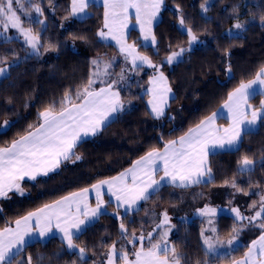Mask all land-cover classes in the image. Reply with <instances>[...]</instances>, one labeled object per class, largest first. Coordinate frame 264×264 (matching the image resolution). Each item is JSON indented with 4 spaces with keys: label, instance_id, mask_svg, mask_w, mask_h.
<instances>
[{
    "label": "trees",
    "instance_id": "1",
    "mask_svg": "<svg viewBox=\"0 0 264 264\" xmlns=\"http://www.w3.org/2000/svg\"><path fill=\"white\" fill-rule=\"evenodd\" d=\"M33 1L41 6L43 14L37 15L35 20L22 14L21 17L25 26L40 37L39 54L28 53L26 46L17 39L0 41V57L6 58L0 67L8 68L6 75L0 77V125L5 120L10 122L0 127V147L36 127L42 121L39 113L45 109L60 111L66 92L73 97L71 102L78 100L75 97L77 89L82 90L91 76V56L104 55L113 49L111 43L98 38L102 5L91 3L90 7L98 11L83 19H74L69 17L71 0ZM167 1L172 6L163 9L153 28L154 45H143L137 30L128 36L137 43L143 55L155 62L189 45V37L179 23L181 16L197 35L194 46L183 52L180 60L161 66L174 94L167 113L161 117L150 113L146 105L148 92L144 90L148 78L155 72L143 71L140 69L143 66L135 68L136 77L122 82L114 81V73L104 82H95L90 89L115 84L124 109L96 135L77 144L74 152L81 159L72 156L47 176L23 181L24 195L14 194L0 200V230L67 193L116 174L142 154L175 140L211 114L241 82L253 79L264 66V25L260 19L264 16V0H210L207 13L201 9L204 0ZM234 6L236 12H233ZM40 19L42 24L37 23ZM237 22L246 25L239 35L233 27ZM229 67L231 72L227 71ZM259 99V96L254 98L255 101ZM245 154L258 161L251 173L239 171V160ZM262 154L264 127L245 135L238 150L209 155L213 176L210 183L191 188L165 185L133 212L117 217L102 215L73 238L75 244L85 248L84 257L76 250H68L59 238L52 237L45 242H28L14 264H27L28 255L32 256V264H40L35 260L41 259L43 252L50 256L56 249H60L57 258L44 263L101 264L107 244L123 239L120 224L129 227L136 224L134 231L146 233L153 224L161 222L160 204L166 205L175 217L169 239L177 252L188 257L182 260L183 264H195L197 260L201 264L204 261L229 264L244 254L251 241L261 234V227H253V232L245 231L246 241L236 249L226 254L206 255L201 236L203 221L189 215L194 209L191 205L196 207L203 199L198 196L200 187L222 188L233 183L234 190L248 192L251 198L256 196L261 201L264 196V167L259 163ZM152 204L156 205L152 207ZM163 210L161 208V212ZM217 223L219 229L211 235L227 238L232 233L235 218L222 214ZM131 245L138 248L137 242Z\"/></svg>",
    "mask_w": 264,
    "mask_h": 264
},
{
    "label": "snow or ice",
    "instance_id": "2",
    "mask_svg": "<svg viewBox=\"0 0 264 264\" xmlns=\"http://www.w3.org/2000/svg\"><path fill=\"white\" fill-rule=\"evenodd\" d=\"M164 0H104V27L108 29L106 34L103 30L99 32L101 37L106 35L113 36L121 45V51L128 53L132 57L133 64L137 60L148 63L152 67L151 61L146 56L135 54L134 45L126 43L125 29L128 27L130 10H135V18L140 25L143 39L155 43L156 37L152 34V21L156 18ZM89 0H72L71 13L78 15L88 7ZM16 5V6H14ZM27 5V6H26ZM210 0H204L201 9L204 13L208 12ZM43 14V9L39 4L29 3V0H0V29L6 33L9 28L18 30L24 37L25 42L31 46L33 53L39 54L41 40L38 34H34L31 28L25 29L22 26L21 15L28 17L32 12ZM237 8L233 7V12ZM254 19V18H253ZM261 23L264 25V16H261ZM37 23H43L38 20ZM180 25L189 37V45L198 40L190 27L185 24L181 16ZM236 34L244 30L246 25L237 22L234 24ZM229 31H232L231 29ZM0 33V34H3ZM7 39V37H5ZM190 49L181 48L179 52H172L166 57L169 64L178 60L183 52ZM6 58L0 57V64H4ZM93 65L98 61L93 60ZM106 68L109 65L105 66ZM231 72V68L227 69ZM8 72L7 67H0V76H5ZM98 73H93L97 75ZM94 80L89 79L83 89H77L76 99L82 100L79 104H71L73 97L67 92L61 101L60 111L47 108L39 113L42 123L39 127L13 140L10 146L0 147V197H8V193L15 190L20 195H24L25 190L21 187L20 181L25 177L35 180L37 176H47L60 167L63 161L75 156L76 160L81 156L74 152L77 143L82 136L96 135L105 126L109 118L123 110L124 104L120 100V94L113 91L112 85L100 88L99 91L90 90ZM153 88L152 99L149 101L153 114L157 117L163 115V106L167 104V95L171 89L167 87V78L163 72L152 79ZM259 85V94L264 95V66L257 71L255 78L247 82H241L237 88L228 94V100L224 107L228 109L231 124L228 127L220 128L215 124L217 113L201 121L194 128L179 137L178 140H170L164 145V150L153 149L146 156L137 160L132 168L120 173L119 176L110 180H102L93 185L92 188L97 193V204L95 208H90L87 203L89 189L85 188L80 192L71 193L62 197L52 204H45L42 208L34 212H29L26 216L15 221V228L6 227L0 230V264H14L16 258L21 254L27 245L26 237L32 232H38L39 236L47 237L52 233L53 228L62 233V239L68 249H78L81 257L85 254V248L79 247L74 243L73 237L82 233L83 228L92 220L104 214V202L100 198V191L104 185H108L109 191L116 187V200L119 206H136L139 201H146L151 196L158 194L160 189L166 184L188 188L194 184L210 183L213 179L211 168L208 164V153L214 148L238 150L241 146L243 137L250 133L258 132L259 128L264 127V100L260 102L258 108H253L249 100L255 98ZM70 105V106H67ZM10 122L5 120L0 127L8 126ZM31 127V126H30ZM159 161V163H158ZM258 161L243 155L239 160V171L241 173H251L254 171ZM259 163L264 167V154L261 155ZM157 172L163 175L155 179ZM131 177L132 183L129 185L127 180ZM118 186V187H117ZM232 187H236L235 183ZM75 209V211H73ZM200 215L215 214L216 209L205 207L198 210ZM235 213L238 221L245 217L241 216L238 209H231ZM264 213V196L261 197L260 211L254 217H250L249 222L261 217ZM83 216V218H81ZM35 220L37 228L33 229L31 223ZM169 225L167 212L163 213V220L156 225L161 228ZM172 225L168 230L160 233L157 242H151L145 249L143 242L145 236H136L132 233V240L128 243L140 242V249L133 252L135 259L130 260L126 251L121 250L119 256L124 264H181L182 260L188 257L179 253L174 245H170L167 237ZM264 229V223L260 224ZM121 235L127 239V229L124 224H120ZM233 232L240 229L233 226ZM215 232V229H212ZM203 245L206 248V255L215 254L225 242L217 238L204 235ZM236 237L227 240V245H232ZM257 249L259 255L264 257V234L258 241L252 242V247L245 253L243 260H234L233 264H264V259H257ZM117 248L113 244L108 255V264H115ZM44 257L41 256V261ZM27 264H32V256L28 255ZM23 264V262H20ZM201 264V261H195ZM203 264H207L204 261Z\"/></svg>",
    "mask_w": 264,
    "mask_h": 264
},
{
    "label": "rangeland",
    "instance_id": "3",
    "mask_svg": "<svg viewBox=\"0 0 264 264\" xmlns=\"http://www.w3.org/2000/svg\"><path fill=\"white\" fill-rule=\"evenodd\" d=\"M29 3H36V2L33 1V0H29ZM71 3H72V0H71ZM71 3H70V14H69V17L70 18H74V19H83V18L89 16L90 14L98 11L97 9L90 7L91 6L90 5L91 3H93L94 6L102 5V13H101L102 20H101L100 28H99V31H98V38L100 40L104 41V42L111 43L113 45L112 51H107L106 54H104V55L95 54V55L91 56V76H90L89 79L94 80V83L95 82H98V81L104 82V81L108 80L109 75H112L114 73V74H116L114 81H117V83L118 82H122L123 80L129 79L131 77H136L138 74H136L134 70H136L135 68L138 69V67H140V66H143V68H140L143 71L155 72V73H153V74L150 75V77L148 79V83H147L146 89L144 91H147L148 92V98L146 100V105L149 108L150 113L154 117H157V116H155L153 114V112L151 110V105L149 104V101L152 99V92H151V90L153 88L152 79L154 77L158 76V74L160 72H163V71H161V66H162L163 63H168L167 60H166V57L169 56V55H171L172 53H170L169 55H167L163 59H159L158 61H155V62L152 61V60H150V58L148 57L149 60L151 61V64L152 65H156L157 67H152L148 63H144V62H141L139 60H137L136 63L133 64L132 57L130 55H128V53L121 51V45H120V43H118L117 39H114L113 36H111V35H106L105 37H101L99 35V32L101 30H103L106 34L108 33V29L104 27V13L106 11V9L104 7V0H89L88 7L85 9L84 12L79 13L78 15H73L71 13ZM14 6H16V5H14ZM171 6L172 5L170 3H168L167 0H164L163 4H162V6H161V8L159 10L158 15L152 21V25H151L152 34H153V28H154L155 24L159 21L163 9L165 7H171ZM19 14L20 15L22 14L24 16V14L22 12H20ZM37 15H39V14H37V13H35L33 11L30 16H28V17L24 16V17L35 20V19H37ZM22 19L23 18L21 17V20ZM40 21H41V19H40ZM22 26L25 29H27V27L25 26L23 20H22ZM136 30L138 31L137 34H138V36L140 38V41H141V43L143 45H154L155 44V43L154 44L151 43L150 41H145L143 39V35L144 34L141 32L140 25H139V23L137 22V20L135 18V10L132 9V10H130V18H129L128 27L124 30L125 31V37H126V43L128 45H134L135 54L140 55V56H145V55H143L140 52L137 43H135L133 39H129L128 38V36L130 34H135L134 31H136ZM0 33H3V30L2 29H0ZM5 37H7V39ZM10 39H17V40H19L24 46H26V48L28 50V53H30V54H36V53H33L32 49H31V46L28 45L25 42L23 35L18 30L13 29V28H9L6 33L0 34V41L10 40ZM193 46L194 45L192 43L191 46L188 45L184 49H190ZM179 51L180 50H178L176 52H179ZM181 58H182V55L178 58V60H180ZM93 60L98 61V67H97V65H93V63H92ZM178 60L173 61L171 64L175 63ZM106 65H109V67L106 68L105 67ZM93 73H98V74L97 75H93ZM142 74H144V73H142ZM163 74L167 78V87H169L171 89V87L169 85V81H168V77H167L166 73L163 72ZM0 77H2V76H0ZM173 95L174 94H173V91L171 89V92L168 93V95H167V104L163 106V115H161V116H164L167 113V111L169 109V106H170L169 105L170 99L173 97ZM161 116H159V117H161ZM14 192H16V191L14 190ZM16 194H19V193L16 192ZM0 198H4V197H0ZM214 198H216V200H217V199H219V196H214ZM245 204L246 205L251 204V205H255L256 206V207L252 208L248 212V215H255L256 212L260 211V208H261V201L260 200L259 201L255 200V201L247 202V203L245 202ZM159 210H160V215H162V220H163V213L165 211L167 212V210L164 209L161 212V204L159 206ZM167 214H168V217H169V225H172L175 217H174V215L172 213H168L167 212ZM262 217L264 218V213H262V215H261V221H262ZM209 222L210 221H208V222H205L204 221V224L206 223V225H203V226H206L207 228H209L210 227L209 225H213L212 223H209ZM239 222L240 221H238V223ZM248 222H249V220L247 221V223ZM159 223L153 224V226L151 227V229L149 231H147L146 233H143V234L134 231V227H135L134 225H136V224H134V225L131 224V227H129V225L128 226H125V228L127 229V234H126L127 235V239H125L123 237V239L121 241H119V242H112V241H110L107 244L106 248H105V253L103 255V258L101 259V264H108V255H109V252L111 250V246L113 244L116 245L117 253H118L117 257L115 258V264H124V261L119 256V252L121 250L126 251L128 253L130 260L135 259L134 255H133V252H134V250L135 251H138L140 249V246L141 245H140V242L138 240L136 241L138 248H132L131 243H128V241L132 237V233H135L137 237H139L140 235L145 236V240L143 242V246H144L145 249H147L150 246L149 238H148L149 237V233H151V242L154 243V242L159 241V239H160V233H162L165 230H168L169 225H164L161 228H156V225L159 224ZM236 224H237V221L235 219V225L234 226L236 228L240 229V231L233 232V230H231L232 233L230 234V237L227 238V240H229L233 236H235L236 237L235 241L233 242L232 245H227L226 241H224L225 242L224 246L221 247V248H219V250H218V252L216 254H226L227 252H230L231 250L236 249L238 246L244 244V240L246 239V237H245L246 235H244L245 233L243 231L245 230L244 225L246 224V222L243 221V222H240L239 225L238 224L236 225ZM215 228L219 229V225H218L217 222H216ZM262 231H263V229L261 228V232ZM250 232H253V231H250ZM203 233L205 235V232H203ZM169 234H170V231H169ZM169 234H168L167 240H168L169 244L172 245V243H171V241L169 239ZM248 234L250 235L252 233H248ZM208 236L209 237H212V236H215V235H208ZM238 238H244V239H243L242 242H240L238 244V242H237V239ZM202 239H203V237H202ZM131 240H132V238H131ZM219 240L222 241L224 239L220 238ZM145 244L147 246H145ZM76 250L78 251V249H76ZM225 250H227V251H225ZM257 252L259 253L258 249H257ZM58 253H59V251H54V252L51 253V258H50L51 260L49 261L50 263L57 258ZM78 253H79V251H78ZM84 256H85V254H84ZM38 261H39L40 264L42 263V261H41L40 258L37 259V262ZM43 264H46V263H43ZM93 264H99V262L98 263L95 262ZM181 264H183V263L181 262Z\"/></svg>",
    "mask_w": 264,
    "mask_h": 264
},
{
    "label": "crops",
    "instance_id": "4",
    "mask_svg": "<svg viewBox=\"0 0 264 264\" xmlns=\"http://www.w3.org/2000/svg\"><path fill=\"white\" fill-rule=\"evenodd\" d=\"M5 75H6V74H5ZM2 77H3V76H2ZM254 78H255V77H254ZM254 78H253V79H254ZM251 80H252V79H251ZM246 82H247V81H246ZM108 85H109V84H108ZM108 85L103 84V85L93 86L92 89H90V90L99 91L100 88H106ZM111 85H112V89H113V91H117V92H119V90L117 89V87H116L115 84H112V83H111ZM254 87L257 89V94H256V96H259L260 99H259L258 101H257V100L255 101L254 98H252V99L249 100V103L253 106V108H258V107L260 106V102H261L262 100H264V95H260V94H259V88H260L259 85H255ZM119 94H120V93H119ZM256 96H255V97H256ZM120 100H121V99H120ZM227 100H228V98H227V99H226L221 105H219V106H218V107H217V108H216L211 114H209L207 117H205L203 120H205L206 118L212 116L213 113H217V116H216V119H215V124H216V126H217V127H220V128L228 127V126L231 124L232 121H231V119H230V115H229V111H228V109L224 107V104H225V102H226ZM81 102H82V100L78 99V100H76V101H74V102H71V104H79V103H81ZM121 102H122V101H121ZM67 106H70V105H67ZM123 109H124V108H123ZM57 112H59V111H57ZM120 112H121V111H120ZM120 112H119V113H120ZM119 113H116V114H114L112 117H110V118H109V121L106 122V125H107L109 122H111V121H112V120H113V119H114ZM203 120H201V121H203ZM201 121H200V122H201ZM200 122H199L198 124H200ZM40 123H42V121H41ZM40 123H39V124H40ZM39 124H38L36 127H34L33 129H31L30 131H32V130H34L35 128L39 127ZM198 124H196V125H198ZM196 125H195V126H192L191 128L196 127ZM189 129H190V128H189ZM189 129H188V130H189ZM188 130H187L186 132H184L181 136L185 135V134L188 132ZM26 134H27V133H26ZM26 134H25V135H26ZM92 136H93V135L82 136L81 140H80L77 144H79L80 142H82V141H84V140H86V139H89V138L92 137ZM181 136H179V137H181ZM179 137L176 138L175 140H178ZM19 138H20V137H19ZM19 138H17V139H19ZM15 140H16V139H15ZM10 144H11V143H10ZM10 144L7 145V146H10ZM7 146H3V147H7ZM158 150L163 151V150H164V146H163L162 148L158 149ZM227 150L230 151L229 149H221V148H214V149H212L211 151H209V153H208V157H207L208 164H209V155H210L211 153L219 152V151H227ZM233 150H235V149H233ZM150 151H152V150H150ZM150 151H148V152L142 154L141 156L137 157L136 159H134V160L131 162V164H129L127 167L123 168L121 171L117 172L116 174L111 175V176H108V177L101 178V179L95 181L94 183H92L91 185H89V186H87V187H84V188H81V189H79V190H76V191H73V192L67 193V194H65V195H63V196H61V197H59L58 199H56V200H54V201H51V202H49V203H47V204H52V203H54L55 201L60 200L62 197L68 196V195H70L71 193H77V192H80V191H82L83 189L87 188V189H89V192H88V194H87V203H88V206H89L90 208H95V207H96V204H97V193H96V191L92 188V186L95 185V184H97L98 182H100V181H102V180H110V179H112V178H114V177L119 176L120 173L125 172L126 170L132 168L133 165L135 164V162H136L137 160H140L142 157L146 156ZM158 163H159V161H158ZM56 170H57V169H56ZM56 170H55V171H56ZM50 173H52V172H50ZM161 175H163L162 172H157L156 175H155V179H159ZM42 176H44V175L37 176V178L42 177ZM23 181H33V180L29 179L28 177H25L22 181H20V185H21L22 188H23V185H22V182H23ZM127 183H128L129 185L132 183V181H131V177H130V176H129L128 180H127ZM202 184H204V183H201V184H194V185H192L191 187L196 186V185H202ZM166 185H168V184H166ZM171 186H172V185H171ZM117 187H118V186H117ZM175 187H176V186H175ZM191 187H188V188H191ZM178 188H180V187H178ZM209 188H210V187H209ZM209 188H206V187H200V188H199V190H198V191H199L198 196H202L203 199L200 201V203H199L198 206L194 207L195 205H193V204L191 205V207L194 208L193 211H192V213L189 211V212H190L189 215H190V216H193V217H197V218H199L200 220H202V221H203V225H206V223L204 224V221H205V222L210 221L209 223H212V224L214 225V226H213V225H209V226H210V227H209L210 229L207 228L206 226L203 227V232H205V235H206V236L211 235V234L213 233V231H212L213 228H214L215 231H216V229H217V228H215V226H216V222H217L219 216H221L222 214L233 215V217L236 219V217H235V213H233V212L231 211V209H233V207H234L235 209H238V210H239L241 216L245 217V219H243L242 221H240V222H243V221L246 222V224L244 225V227H245V230L243 231L244 233H245V231L247 232L248 230H249V231L254 230L253 227H260V224H262L261 217H257L255 220H252L251 222H248V223H247V221L249 220V219H248L249 217H254V216H255V215H248V212L251 210L250 208H254V207H256V206H255V205H251V204L246 205L245 202L247 203V202H252V201H255V200L258 201V199L256 198V196H254V198H251L250 194H247L248 192H247V193L238 192L237 190H234V189H233L232 185H226L225 187H222V188H211V189H209ZM23 189H24V188H23ZM115 192H116V187H114L112 191H109L108 185H104V186L101 188V191H100V198H101V200L104 202V209H106V211H104V214H102V215H106V214H108V215H111L112 217H117V216L120 215V214L133 212L134 210H137V209L139 208V206H140V204H141L142 201H139V202L137 203L136 206L129 207V206H126V205H125V206H119V207H118L117 200H116V195L114 194ZM14 194H16V192H14V190L11 191V192H9L7 198L13 196ZM190 194L192 195L193 193H190ZM214 196H219V199L216 200V198H214ZM236 196H238V197H236ZM241 196H242V197H241ZM246 196H249V197H248V198H243V197H246ZM7 198H5V197H4V198H0V200L7 199ZM242 198H243V201L241 202L240 200H241ZM249 200H251V201H249ZM239 201H240V202H239ZM238 203H239V204H242V205H238ZM243 203H244V204H243ZM155 205H156V204H155ZM155 205L152 204L151 206L153 207V206H155ZM205 207L216 209L215 214L200 215L198 210H200V209H204ZM241 207H242V208H241ZM41 208H42V207H41ZM161 208L166 209L168 213H171V212L169 211V209L166 207V205H161ZM243 208H246L247 210H246V209H245V210H242ZM34 211H36V210H34ZM34 211H32V212H34ZM73 211H75V209H73ZM26 215H27V214H26ZM26 215H25V216H26ZM102 215H100L98 218H96V219L92 220L91 222H89V223L83 228V231H84L85 228H87L89 225H91V224H93L95 221H97ZM23 217H24V216H23ZM21 218H22V217H21ZM21 218H19V219H21ZM81 218H83V216H81ZM179 218H180V217H179ZM17 220H18V219H17ZM161 221H162V215H161ZM236 221H237V224L239 225L240 222L238 223V220H237V219H236ZM237 224H236V225H237ZM207 225H208V224H207ZM9 227H11V228H15V222H14L12 225H10ZM31 227H32L33 229L37 228V225H36L34 219H33L32 223H31ZM171 229H172V228H171ZM171 229H170V230H171ZM258 229L260 230V228H258ZM83 231H82V232H83ZM262 234H264V231L261 232L260 235H258L255 239H253V240L251 241V243L249 244L248 248L245 250L244 254L241 255V256H239L236 260H243L244 257H245V253H247L248 250H249V248L252 247V242H253V241H258V240H259V237H260ZM78 235H79V234H78ZM244 235H245V234H244ZM76 236H77V235H76ZM52 237H57V238L60 239V241L64 242L63 239H62V233H60V231H59L58 229H55V228H53L52 233L49 234L47 237H41V236H39V233H38V232H32V233L30 234V236L26 237V240H27V243H28V242H31V241H34V240H37V241H40V242H45L46 240H49V239L52 238ZM74 237H75V236H74ZM74 237H73V238H74ZM229 237H230V236H229ZM229 237H227V238H229ZM212 238H213V242H214L217 238L220 239L221 237L215 235V236H212ZM227 238H222V239H224V240H222V241H227ZM243 239H244V238H238V239H237L238 244H239L240 242H242ZM202 241H203V239H202ZM65 244H66V243H65ZM25 247H26V246H25ZM25 247H24V248H25ZM204 247H205V246H204ZM205 249H206V248H205ZM227 250H228V249H227ZM227 250H225V251H227ZM229 251H230V250H229ZM227 253H228V252H227ZM257 259H264V257H261V256L259 255V253L257 252ZM229 264H233V262H231V263H229Z\"/></svg>",
    "mask_w": 264,
    "mask_h": 264
},
{
    "label": "flooded vegetation",
    "instance_id": "5",
    "mask_svg": "<svg viewBox=\"0 0 264 264\" xmlns=\"http://www.w3.org/2000/svg\"><path fill=\"white\" fill-rule=\"evenodd\" d=\"M43 257H44V258H47V259H49V260H50V257H48V256H45V255H43Z\"/></svg>",
    "mask_w": 264,
    "mask_h": 264
}]
</instances>
